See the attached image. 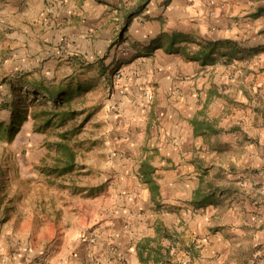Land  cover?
Instances as JSON below:
<instances>
[{
    "label": "crops",
    "instance_id": "0c3cea01",
    "mask_svg": "<svg viewBox=\"0 0 264 264\" xmlns=\"http://www.w3.org/2000/svg\"><path fill=\"white\" fill-rule=\"evenodd\" d=\"M256 4L253 0H0V113L8 115L5 124L10 123L12 94L18 93L12 89L18 73L41 71L43 78H48L51 65L69 64L68 59L76 65L103 53L107 72L116 64L117 74L123 75L122 85L131 83L127 78L130 81L144 74V68L149 72L158 69L153 76L144 77L146 83H151L146 87L151 88L148 92L153 95V109L158 111L162 102H168V112L171 109L174 115H191L193 119L201 112L209 122L222 117L215 126L216 133L195 134L193 127L179 124L177 140L160 138L158 160L176 167L173 175H164L155 167L159 196L163 198L162 186L166 183L173 181L174 188L180 181L189 185L186 194L178 197L182 201L175 199L168 205L169 215L160 209L157 213L146 210L147 216L140 215L143 209L155 207L149 191L137 183V187L127 189L118 207L107 212L110 214L100 225L99 233L74 237L79 260L73 264H88L94 259L99 264H171L176 260L171 256L174 247L184 250L185 253H176V257L182 256L184 264H264V121L261 123L259 119V123L253 124L259 114L252 104L249 114L253 116L246 131L235 117L224 119L227 113L223 110L227 109L221 100L230 96L229 88L234 86L229 91L235 97H250L238 77L232 81L225 78L227 82L211 78L197 62L179 54H165V49L155 44L160 35L173 33L195 35L202 40L235 39V33L223 28L216 33V27L227 26L228 22L245 16ZM246 8L250 10L243 11ZM260 22L262 17L254 21L255 28L246 25L253 35L259 33ZM252 40L247 49L264 57V34ZM145 94L140 90L136 93L141 107L150 100ZM4 102L8 103L5 109ZM148 108L151 110V106ZM200 148L205 151L197 157ZM183 149L186 154L191 150L194 159L187 160V156L181 159ZM204 159L212 160L207 163L209 169L224 172V178L237 185L233 188L238 192L215 185L223 190L219 202L196 208L190 201L199 186L197 162ZM245 169V174L238 172ZM204 179L214 184L212 175H205ZM173 193L178 195L177 189ZM133 209L139 216L131 220L129 212ZM179 223L182 226L180 231L177 229L178 243H161L151 232L159 226L176 229ZM27 238L25 247L20 246L25 253L15 264H26L42 252L28 246Z\"/></svg>",
    "mask_w": 264,
    "mask_h": 264
},
{
    "label": "rangeland",
    "instance_id": "374dc122",
    "mask_svg": "<svg viewBox=\"0 0 264 264\" xmlns=\"http://www.w3.org/2000/svg\"><path fill=\"white\" fill-rule=\"evenodd\" d=\"M256 2L258 3L256 4ZM253 3L256 6L250 13L228 22L227 26L222 25L215 29L216 33L222 28L235 33L237 38L230 40L236 41L244 51L242 58L227 62L226 58L217 55L214 64L203 66L204 73L208 75L210 73L211 78L215 76L216 79L227 82L226 80L232 81L233 78L238 77L237 81L245 85L243 87L250 96L249 98L246 95L235 97L231 91L234 89L232 85L233 88H229L230 91L228 89L230 96L221 100L227 109L223 110V113H227L224 119L235 117L234 119L242 125L245 131L253 116L249 114V104L258 109L259 115L253 124L259 123V119H261V123L264 121V57L247 49L255 36L264 34L262 32L264 30V15L261 16L259 35H253L252 30L246 26L250 25L252 29L255 28L253 23L256 19L249 15L259 5H264V0H253ZM249 10L246 8L243 11ZM245 29L246 32L252 34L248 36L246 32H242ZM209 31H214V29H209ZM121 53V51L117 52V54ZM165 54L168 53L165 52ZM102 55L98 57L96 55L90 61L83 60L82 63H77V66L70 59H68L69 64L51 65L48 78H43L41 71L28 72L24 75L18 73L14 80L15 83L12 84V89L18 91L16 95L12 94V103H25L40 108L54 106L53 101L45 93L31 90L28 83L39 84L49 81L50 84H65L78 81L83 87L84 93L82 97L76 99L75 104L78 105L75 106L77 111H82L83 114L76 117L74 121L80 123L86 114L90 116L71 142L79 153L77 160L78 165L81 166L80 170H76L70 176L60 178L54 183L44 177L37 167L41 160L47 157L48 141L57 139L56 133L62 128H50L45 132H36L33 129L32 120L28 118L22 123L13 140L6 141L3 140L2 124L6 125L8 115L5 112L0 113V118L3 121L0 123V264H15L16 259H21L24 251H20V246L24 245L27 237L28 246L33 250L41 249L42 252L33 256L29 262H25L26 264H53L52 261L54 263L56 261V264H62L63 261L64 264H73L79 260L78 251L74 250V237H80L83 233H99L100 225L110 214L107 212L118 207L122 203V199L125 198L127 189L137 187V183H141L149 191L151 203L155 207L154 209H143L140 212L143 217L148 215L145 213L146 210L150 213H157V210L160 209V211H164V214L169 215L170 212L167 210L170 208L168 205L171 204V201L173 202L175 199L182 201L183 199L180 200L178 197L186 194L185 190L189 187L187 183L180 181L174 188L172 181L162 186L163 198H161L159 194L151 192L149 185L140 182L138 178L135 179V176L138 175L140 162L144 160H147L154 168L163 171L164 175H173L172 171L176 166L163 164L158 160L157 145L160 144V138L166 137L169 142L177 140L176 135L180 132L179 124L193 127L191 121L194 118L205 119V114L196 111L193 119L190 117L191 115L188 117L183 114L174 115L173 110L169 109L168 112V102L162 101L161 113H159L160 110L152 108L154 107L151 102L153 99L148 100L141 107L139 100H136L138 99L136 93L140 90V92L146 93L144 97L149 99L151 96L153 98V95L149 93L150 86L146 87L151 83H146L144 77L153 76L155 72H158V69L155 68L149 72L144 68V74H140L130 81L127 78V81L131 83L122 85L123 75L117 74L119 71L116 69V64L111 71L107 72L106 56L104 53ZM70 57L72 56H68V58ZM115 57L116 54L114 59ZM118 64L121 65V62ZM225 78L227 79L225 80ZM170 86L172 87V83ZM137 88L139 89L137 90ZM4 104L2 105L3 109L8 103L4 102ZM150 106L151 110L148 108ZM196 106L200 107V103L197 102ZM217 107L220 109V106L217 105ZM239 111L242 112L239 114ZM9 114L11 119L15 110H11ZM219 116L212 121L216 126L222 118ZM72 123V121L68 122L66 127L69 128ZM160 128L166 130L163 132H168L169 136L160 135L163 134V132L160 133ZM242 130L241 134L244 135ZM188 151L186 154L183 149L184 155L181 159L186 156L187 160L193 158L191 150ZM204 151L200 148L196 156H201ZM211 161L208 162L204 159L202 162H197L201 167H199V175L203 174L201 171H204V175H212L215 185L225 186L232 193L238 192L233 188L237 185L231 184L224 178V172L209 169L207 163L210 164ZM262 170L264 171L263 168ZM238 172L240 174L247 173L246 169ZM121 175L124 178H121ZM175 189H177L178 195L173 193ZM129 214L131 220L139 216L135 209L130 210ZM128 222L133 223L130 220ZM181 226L180 223L179 226L177 224L176 229L174 226L172 228L159 226L158 229L151 232L155 239L161 243L171 241L178 243L180 239L178 230L180 231ZM148 232L146 231V233ZM174 249V255L171 256L176 260L171 264H183L182 256L176 257V253L184 252V250L176 247ZM52 258L54 260H51ZM18 264L22 263L18 262ZM88 264L99 263L94 259Z\"/></svg>",
    "mask_w": 264,
    "mask_h": 264
},
{
    "label": "trees",
    "instance_id": "16d2710c",
    "mask_svg": "<svg viewBox=\"0 0 264 264\" xmlns=\"http://www.w3.org/2000/svg\"><path fill=\"white\" fill-rule=\"evenodd\" d=\"M262 15H264V5H259L249 16L257 19ZM262 32L264 33V30ZM155 44L158 48H164L168 54H180L189 61L197 62L202 67L214 64L217 55L226 58L227 62H232L241 59L244 52L236 41L230 39L202 40L201 38H195L193 35L179 33L162 35ZM28 84L31 90L45 93L53 101L54 106L36 108L25 103H12V110H15V114H12L9 124H2L4 130L3 140H13L22 123L28 118L32 120L33 129L36 132H45L50 128H62L61 131L56 133L57 139L48 141L47 157L43 158L37 167L44 177L55 183L58 179L70 176L81 168L77 160L79 153L71 142L90 116L86 114L80 123L74 121L76 117L83 114L82 111H77L76 106L78 104H75L76 99L82 97L84 93L83 87L78 81L65 84H50L49 81ZM70 121L73 123L67 128L66 125ZM191 123L195 134H202L206 131L216 133V125L204 118L201 120L194 118ZM202 173L199 177V186L193 191L190 201V204L196 208L216 204L219 202V194L223 192V190L215 187L212 182L204 184L205 172ZM138 177L142 183L149 185L152 193L159 194V187L155 182V168L147 160L140 163ZM142 247H145V245H142Z\"/></svg>",
    "mask_w": 264,
    "mask_h": 264
},
{
    "label": "built area",
    "instance_id": "2783aa9c",
    "mask_svg": "<svg viewBox=\"0 0 264 264\" xmlns=\"http://www.w3.org/2000/svg\"><path fill=\"white\" fill-rule=\"evenodd\" d=\"M149 99H151V96H149ZM171 255H174V250L172 251ZM184 264V263H183Z\"/></svg>",
    "mask_w": 264,
    "mask_h": 264
}]
</instances>
